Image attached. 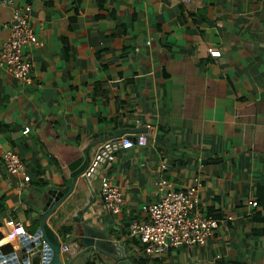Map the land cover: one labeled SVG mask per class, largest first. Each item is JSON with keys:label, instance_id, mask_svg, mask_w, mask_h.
Listing matches in <instances>:
<instances>
[{"label": "crops", "instance_id": "crops-1", "mask_svg": "<svg viewBox=\"0 0 264 264\" xmlns=\"http://www.w3.org/2000/svg\"><path fill=\"white\" fill-rule=\"evenodd\" d=\"M12 1L0 6V56L15 10L42 46L24 50L30 81L0 58L6 240L16 223L30 237L42 228L55 189L70 193L44 226L63 264H264V0ZM142 134L145 147L103 167L124 197L111 214L100 177L84 172L100 145ZM5 150L29 182L8 174ZM163 179L176 190L198 180L196 210L218 221L204 245L152 255L131 236Z\"/></svg>", "mask_w": 264, "mask_h": 264}, {"label": "built area", "instance_id": "built-area-1", "mask_svg": "<svg viewBox=\"0 0 264 264\" xmlns=\"http://www.w3.org/2000/svg\"><path fill=\"white\" fill-rule=\"evenodd\" d=\"M38 1V0H37ZM12 0H0V6L12 5ZM150 45L151 42H148ZM29 45L42 46L35 29L30 25L29 18L15 10L12 13L10 36L2 49L0 58L5 63L16 79L30 81L32 61L25 55V48ZM212 57H221L220 50L209 49ZM27 127L24 134L30 133ZM148 143L147 136L138 135L136 139L123 137L110 140L98 147L91 163L84 172L87 180L100 177V194L106 210L114 215L121 212L124 197L120 188L114 185L103 173V167L116 161L117 155L135 147H145ZM1 150V146H0ZM1 159L6 171L12 176H22L29 182L30 176L22 158L14 150L1 152ZM199 182L196 180L187 189L176 190L166 179L158 183V203L147 208L149 220L147 223H134L131 226V236L136 237L146 246V251L152 255H162L172 248L181 245L201 246L206 243L218 227V221L212 217L203 216L196 210L199 203ZM256 207L257 203H253ZM29 234L21 223H16L11 232L9 243L14 247L15 241ZM63 254H70L68 244L61 247Z\"/></svg>", "mask_w": 264, "mask_h": 264}, {"label": "water", "instance_id": "water-1", "mask_svg": "<svg viewBox=\"0 0 264 264\" xmlns=\"http://www.w3.org/2000/svg\"><path fill=\"white\" fill-rule=\"evenodd\" d=\"M135 139V138H134ZM70 192L50 189L47 192L46 202L43 207L45 217L42 228L33 237H21L13 247L11 254L4 255L0 250V264H63L60 261V245L55 246L49 240L45 230V219L52 214L57 206ZM128 264H131L128 262Z\"/></svg>", "mask_w": 264, "mask_h": 264}, {"label": "trees", "instance_id": "trees-1", "mask_svg": "<svg viewBox=\"0 0 264 264\" xmlns=\"http://www.w3.org/2000/svg\"><path fill=\"white\" fill-rule=\"evenodd\" d=\"M5 207L6 206L4 203V199L0 198V211H4ZM0 250L4 255L11 254L14 251L13 245L6 240V237L1 232H0ZM93 263H95V261L90 260V262H88L87 264H93Z\"/></svg>", "mask_w": 264, "mask_h": 264}]
</instances>
